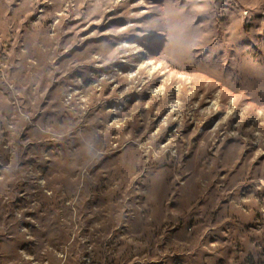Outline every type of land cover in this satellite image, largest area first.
I'll return each mask as SVG.
<instances>
[{"label":"rangeland","instance_id":"374dc122","mask_svg":"<svg viewBox=\"0 0 264 264\" xmlns=\"http://www.w3.org/2000/svg\"><path fill=\"white\" fill-rule=\"evenodd\" d=\"M0 264H264V0H0Z\"/></svg>","mask_w":264,"mask_h":264}]
</instances>
